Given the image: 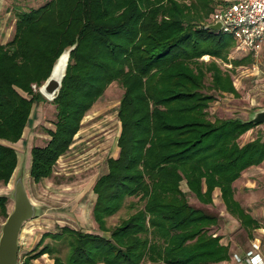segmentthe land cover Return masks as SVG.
Instances as JSON below:
<instances>
[{
    "label": "trees",
    "instance_id": "obj_1",
    "mask_svg": "<svg viewBox=\"0 0 264 264\" xmlns=\"http://www.w3.org/2000/svg\"><path fill=\"white\" fill-rule=\"evenodd\" d=\"M49 0L16 10L12 38L0 43V182L7 184L17 166L16 143L33 106L46 100L38 88L60 53L70 52L58 95L54 130L44 146L30 149L29 175L49 177L57 159L73 142L86 112L112 83L123 88L117 117V157L93 184L92 215L108 237L62 226L44 233L37 253L53 264H208L229 260L228 244L209 232L217 215L188 202L191 193L212 203L215 188L226 211L245 228L258 223L234 199L233 182L264 159V138L239 145L255 126L243 119L209 117L215 93L237 94L230 71L207 54L230 62L231 71L250 60L227 58L230 35L201 23L212 0ZM233 39V38H232ZM210 78L205 84L206 77ZM21 92L25 93L23 95ZM213 92V93H212ZM184 181L187 191L180 187ZM0 195V215L7 217ZM130 212L111 227L106 219L120 208ZM63 243L67 250L45 238Z\"/></svg>",
    "mask_w": 264,
    "mask_h": 264
},
{
    "label": "rangeland",
    "instance_id": "obj_2",
    "mask_svg": "<svg viewBox=\"0 0 264 264\" xmlns=\"http://www.w3.org/2000/svg\"><path fill=\"white\" fill-rule=\"evenodd\" d=\"M48 1L0 0V41H8L12 38L16 10L35 8ZM176 1L184 4H198L197 11L202 6L198 0ZM218 2L219 0H212L211 10L207 15H203L201 23L210 24ZM234 47L235 45L228 53L229 60L240 59L246 55H250V60L236 66L232 71L228 61L207 54L200 58L205 62L214 61L222 70L230 71L233 84L237 89V94L234 95L215 93V100L208 108L210 118L237 117L246 120L251 113L264 107V50L254 56L245 51H235ZM209 82L210 78L207 76L205 84ZM32 88L38 90L35 84ZM122 94L123 88L118 82H112L104 90L82 118L80 129L75 134L72 144L57 159L50 176L39 182H34L29 175V151L32 146L42 147L49 140L47 131L54 130L56 121L55 104L49 100L36 103L33 106V120L28 124L29 127L22 139L14 144L7 143L14 147L18 157L17 167L10 181L7 184L0 182V195L7 197V213L13 208L14 183L20 174H22L28 197L36 207L35 215L24 222L19 235L18 264H52L53 261L48 254H43L30 263L24 261L26 257L37 253L42 247L37 243L44 233L58 232L62 226L102 233L92 215L95 201L92 185L97 177L107 171V159L118 155L117 138L120 122L117 117V107ZM250 133L253 137L257 134L264 136L263 125H255ZM180 187L183 191H187L184 181L181 182ZM234 188V198L246 213L256 219L260 227L254 230L245 228L241 218L232 216L226 211L216 190L212 193V203L207 205L199 202L191 193L187 196L191 205L217 215L218 221L209 228V232L219 235L223 239L222 242L227 243L229 247L228 261L208 264H245L243 259L240 262L235 260L233 254L243 258L249 250L255 252L253 250L255 237L259 239L260 244L264 242V165L238 180ZM133 211L128 210L127 207L120 208L106 219V225L111 229ZM4 220L5 217L0 215V234ZM108 234L109 232L104 233L106 236ZM46 242L60 247V254H65L67 248L63 243H57L50 237L45 238L44 243Z\"/></svg>",
    "mask_w": 264,
    "mask_h": 264
},
{
    "label": "water",
    "instance_id": "obj_3",
    "mask_svg": "<svg viewBox=\"0 0 264 264\" xmlns=\"http://www.w3.org/2000/svg\"><path fill=\"white\" fill-rule=\"evenodd\" d=\"M208 30L220 31V22L205 25ZM75 48V44L64 49L55 60L48 77L39 86L40 94L49 101H52L59 93L65 77L70 52ZM65 56V62L59 67L61 58ZM59 67V68H58ZM244 122L255 125L262 124L264 130V107L253 113ZM13 208L5 218L0 234V264H18L19 235L24 222L31 219L36 212L34 203L28 197L23 184L22 174L18 175L13 189Z\"/></svg>",
    "mask_w": 264,
    "mask_h": 264
},
{
    "label": "built area",
    "instance_id": "obj_4",
    "mask_svg": "<svg viewBox=\"0 0 264 264\" xmlns=\"http://www.w3.org/2000/svg\"><path fill=\"white\" fill-rule=\"evenodd\" d=\"M215 22H220L222 33L233 38L235 51L258 55L264 49V0H219L210 20ZM233 257L245 264H264V257L252 250L243 258Z\"/></svg>",
    "mask_w": 264,
    "mask_h": 264
},
{
    "label": "crops",
    "instance_id": "obj_5",
    "mask_svg": "<svg viewBox=\"0 0 264 264\" xmlns=\"http://www.w3.org/2000/svg\"><path fill=\"white\" fill-rule=\"evenodd\" d=\"M8 21V20H7ZM6 21V22H7ZM14 21L15 20H13V26H12V29H13V27H14ZM5 42H7V41H0V43H5ZM264 49H262L261 51H263ZM260 51V52H261ZM260 52H259V54H260ZM254 56H257V55H254ZM230 66V68H232V65H229ZM238 66V65H237ZM236 88V87H235ZM237 90V89H236ZM229 94H232V93H229ZM232 95H234V94H232ZM39 103V102H38ZM210 107V106H209ZM32 116H33V110H32V112H31V115H30V118H29V120L27 121V124H26V126H25V128H24V130H23V133H22V136H21V138L18 140V141H20L21 139H22V137L24 136V134H25V132H26V129L29 127L28 126V124L33 120L32 119ZM85 116V115H84ZM215 117H213V118H211V119H214ZM218 118H220V117H218ZM229 118H233V117H229ZM244 120V119H243ZM253 128V127H252ZM252 128H250V129H248L247 131H245L243 134H241V136L238 138V143H239V145H243V144H245V143H247V142H250V141H252L253 139H255L257 136H261V138L263 139L264 138V136H262V135H259V134H257L255 137H253V136H251V133H250V130L252 129ZM120 132V131H119ZM119 136V135H118ZM17 141V142H18ZM4 143H6L7 144V142H5V141H3ZM16 142V143H17ZM10 144H12V143H10ZM14 144V143H13ZM13 147V146H12ZM14 148V147H13ZM16 151V150H15ZM30 152V151H29ZM17 153V152H16ZM17 163H18V157H17ZM30 165V164H29ZM264 165V159L259 163V164H257V165H251V166H249V167H247L246 169H244L241 173H240V176L233 182V188H234V186H235V184H236V182H238V180H240L242 177H244V176H246V174H248L249 172H253L254 170H256L257 168H261V166H263ZM17 167V166H16ZM15 170H16V168H15ZM15 170H14V172H15ZM14 172H13V174H14ZM12 174V175H13ZM12 175H11V177H12ZM11 179V178H10ZM97 179V178H96ZM95 179V180H96ZM10 181V180H9ZM8 181V182H9ZM95 182V181H94ZM94 184V183H93ZM186 185V184H185ZM187 188V187H186ZM214 190H216L217 191V193H218V195L220 196V191H219V189L218 188H215ZM92 191H93V185H92ZM186 192V191H185ZM234 192H235V188H234ZM94 193V192H93ZM95 194V193H94ZM235 194V193H234ZM95 197H96V195H95ZM212 199H213V197H212ZM220 199H221V197H220ZM235 199V198H234ZM236 200V199H235ZM95 202V201H94ZM221 202L223 203V201H222V199H221ZM224 204V203H223ZM94 205V204H93ZM207 205V204H206ZM225 206V205H224ZM93 208V207H92ZM226 209V208H225ZM249 214V213H248ZM250 215V214H249ZM251 216V215H250ZM252 217V216H251ZM253 218V217H252ZM94 219V218H93ZM253 219H255V218H253ZM256 220V219H255ZM258 223V222H257ZM258 227H260L259 226V224H258V226H256V227H254L253 228V230L254 229H256V228H258ZM100 230V229H99ZM102 233H95V232H89V233H94V234H99V235H101V236H104V237H108L109 236V234H110V232L109 231H102V230H100ZM84 232H86V231H84ZM105 232H109V234H108V236H106V235H104V233ZM222 238L220 239V243H222V244H227V243H225V242H222ZM253 244H254V249L253 250H255V253H259L261 256H263L264 257V249L262 248L263 247V245H264V242L263 243H261L260 244V242H259V239L258 238H254V240H253ZM257 244V245H256ZM260 246H262L261 247V249H260ZM44 254H46V253H44ZM43 255V254H42ZM41 256V255H40ZM229 256H230V254H229ZM39 257V256H38ZM37 258V257H36ZM230 258V257H229ZM35 259V258H34ZM33 259H31V260H29L28 262H26V263H30L31 261H32ZM53 261V260H52ZM226 261H228V260H226ZM226 261H221V262H217V263H223V262H226ZM53 264V263H52ZM140 264H163V263H161V262H159V263H153V262H150V261H143V262H141Z\"/></svg>",
    "mask_w": 264,
    "mask_h": 264
},
{
    "label": "bare ground",
    "instance_id": "obj_6",
    "mask_svg": "<svg viewBox=\"0 0 264 264\" xmlns=\"http://www.w3.org/2000/svg\"><path fill=\"white\" fill-rule=\"evenodd\" d=\"M65 62V56H63L62 58H61V62H60V65H59V67H61L62 66V64ZM58 67V68H59Z\"/></svg>",
    "mask_w": 264,
    "mask_h": 264
}]
</instances>
